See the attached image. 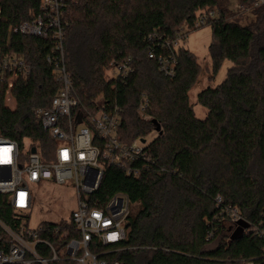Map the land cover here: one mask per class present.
I'll use <instances>...</instances> for the list:
<instances>
[{"label":"trees","instance_id":"16d2710c","mask_svg":"<svg viewBox=\"0 0 264 264\" xmlns=\"http://www.w3.org/2000/svg\"><path fill=\"white\" fill-rule=\"evenodd\" d=\"M41 0H0V54L15 56L28 67L16 81L14 111L5 106L8 76L0 77V137L20 152L35 149L43 163L54 159L57 144L43 132L32 109L48 107L61 88L46 58L52 41L16 32L40 13ZM235 3L230 17L225 12ZM255 0H66L64 37L66 71L80 104L95 112L97 100L118 108V140H147L151 163L137 178L117 167H106L93 198L103 205L124 195L138 210L125 224V239L110 246L93 245L91 252L107 264H264V5ZM213 11L208 55L214 80L227 62L224 81L196 97L207 111L195 117L188 93L201 67L183 45L197 17ZM246 22L245 24H242ZM184 35L177 33L183 27ZM179 41L174 48L166 43ZM182 44V45H181ZM153 59H149V55ZM173 58L175 73L160 72L157 58ZM126 66L106 79L105 73ZM212 81V80H211ZM145 98L143 120L137 113ZM240 220L230 235L229 212ZM15 213L0 195V219L13 226ZM40 239L56 244L76 237L71 226L42 224ZM59 228V234L53 233ZM256 230L258 234H255ZM42 258L50 254L37 246ZM50 264H72L66 261Z\"/></svg>","mask_w":264,"mask_h":264},{"label":"built area","instance_id":"2783aa9c","mask_svg":"<svg viewBox=\"0 0 264 264\" xmlns=\"http://www.w3.org/2000/svg\"><path fill=\"white\" fill-rule=\"evenodd\" d=\"M235 5V4H234ZM264 5V0H255L254 8ZM66 0H41L40 13L32 21L21 24L16 32L21 35L52 41L53 56L46 62L53 68L61 88L57 91L48 107L32 109L34 118L56 144L54 159L43 163L35 152L21 154L15 142L0 137V195L7 197L15 213L28 215L32 209L31 187L43 182L57 185L69 184L76 191V209L65 221L76 237L62 244L71 231L59 235L56 244L40 239L43 227H29V219L14 217L13 226L6 225L0 219V264H50L66 261L72 264H107L99 259L101 255L91 252L93 245L110 246L121 243L126 236L125 224L131 215L132 206L128 198L121 194L110 197L103 205L93 198L99 190L104 169L117 167L128 177L137 178L141 169L154 163L146 152L150 142L137 139L132 143L118 140L121 117L118 108L107 109L103 102L96 104L92 112L83 107L76 97L72 81L66 71L64 54V37ZM232 8V7H231ZM231 8L225 12V18L231 15ZM216 19L213 11L200 14L193 29L208 28ZM184 28V30H183ZM178 35H184L185 26ZM176 48L179 41L166 43ZM149 55V59H153ZM160 72L167 77L175 73V60L157 58ZM126 66L114 69L116 76L126 72ZM29 67L15 56L0 54V77L8 76L5 93V106L11 111L16 109L12 90L19 77H27ZM147 101L142 98L137 106L138 115L145 121ZM155 136L160 134L154 132ZM25 157V160H23ZM240 218L237 212H229V222L237 225ZM224 224V225H225ZM258 234L256 230H253ZM53 233L59 234V228ZM259 236H264V232ZM37 246H43L49 252V258H42Z\"/></svg>","mask_w":264,"mask_h":264},{"label":"rangeland","instance_id":"374dc122","mask_svg":"<svg viewBox=\"0 0 264 264\" xmlns=\"http://www.w3.org/2000/svg\"><path fill=\"white\" fill-rule=\"evenodd\" d=\"M234 4L232 2L230 6L232 11L236 9ZM210 42V29L200 28L190 32L183 45L197 57V62L201 67L200 77L194 88L188 93L190 105L193 106L195 117L198 120H204L207 116V111L196 105L197 95L207 88H214L221 84L225 79L226 70L230 66L226 62L214 80L211 78V62L208 55ZM105 75L106 79H110L115 77L116 73L108 71ZM96 103L100 104L101 100H97ZM154 137L155 135L152 133L147 139L151 141ZM21 154H24V152H21ZM23 160H25V157H23ZM31 194L32 209L29 213V227L31 229H35L42 224H59L61 221H67L77 206L75 188L69 184L57 185L54 182H43L39 186L31 187ZM137 210L138 206L133 205L131 215L133 216ZM225 228L227 229L226 234L230 235L236 229V225L234 223L225 224Z\"/></svg>","mask_w":264,"mask_h":264},{"label":"water","instance_id":"95a60500","mask_svg":"<svg viewBox=\"0 0 264 264\" xmlns=\"http://www.w3.org/2000/svg\"><path fill=\"white\" fill-rule=\"evenodd\" d=\"M152 125L154 126V132L160 134L161 133L160 125L156 121H153ZM141 142L144 143V140H141ZM35 152H36L35 149H31L32 154H34Z\"/></svg>","mask_w":264,"mask_h":264}]
</instances>
